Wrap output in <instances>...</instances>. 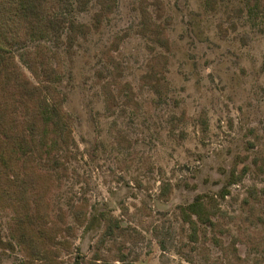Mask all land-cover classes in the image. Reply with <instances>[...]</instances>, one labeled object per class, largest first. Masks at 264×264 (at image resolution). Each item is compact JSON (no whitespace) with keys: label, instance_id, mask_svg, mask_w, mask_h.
<instances>
[{"label":"rangeland","instance_id":"1","mask_svg":"<svg viewBox=\"0 0 264 264\" xmlns=\"http://www.w3.org/2000/svg\"><path fill=\"white\" fill-rule=\"evenodd\" d=\"M112 2L95 26L98 0H59L62 28L45 43L71 125L42 154L19 142L37 178L0 187V264L120 255L133 264H264V0ZM143 8L165 29L168 51L143 34ZM72 23L87 29L70 42ZM36 45L3 44L34 83L27 54ZM160 54L158 94L149 78ZM12 107L15 129L24 110ZM211 199L222 215L192 235L181 210ZM101 213L120 228L99 244Z\"/></svg>","mask_w":264,"mask_h":264},{"label":"trees","instance_id":"2","mask_svg":"<svg viewBox=\"0 0 264 264\" xmlns=\"http://www.w3.org/2000/svg\"><path fill=\"white\" fill-rule=\"evenodd\" d=\"M88 1L79 0L81 5ZM98 1L100 13L94 18L95 26L99 25L101 16L109 14L113 5L112 0ZM58 8L59 0H0V98H3V106L0 108V187H33L37 174L34 168L26 165L25 160H20L19 142L23 141L24 145L30 143L33 153L42 154L48 144L54 148L61 145L66 140L71 125L58 89L60 64L55 53L45 43L62 28L60 19L57 18ZM141 14L143 34L150 35L156 44L165 52L168 51L169 41L165 29L155 25L147 8H143ZM86 29V25L72 23L70 42L79 32H86ZM27 40L37 44L27 54L29 68L36 83L20 70L13 55L3 48V44H24ZM166 62V56L160 54L154 56L150 63L149 83L158 94L164 89L161 81ZM9 104L13 106L9 110L11 114L16 104L21 105L24 110L20 127L17 125L15 129H12L6 118L5 112ZM42 113L47 116L51 132L42 123ZM11 119L14 124L13 116ZM33 158L28 157L29 161ZM221 215L214 199L209 202L197 200L181 210L182 219L191 228L192 235H195L198 224L212 226V218ZM100 216L105 221V228L99 244L114 236L120 228L118 221L109 214L101 213ZM101 264L133 263L120 255L113 262L104 261Z\"/></svg>","mask_w":264,"mask_h":264}]
</instances>
